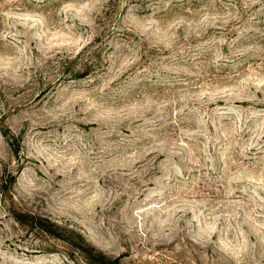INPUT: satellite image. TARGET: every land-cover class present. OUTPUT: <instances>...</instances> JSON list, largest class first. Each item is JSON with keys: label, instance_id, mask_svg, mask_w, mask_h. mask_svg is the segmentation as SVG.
<instances>
[{"label": "rangeland", "instance_id": "1", "mask_svg": "<svg viewBox=\"0 0 264 264\" xmlns=\"http://www.w3.org/2000/svg\"><path fill=\"white\" fill-rule=\"evenodd\" d=\"M98 253L264 264V0H0V264Z\"/></svg>", "mask_w": 264, "mask_h": 264}, {"label": "trees", "instance_id": "2", "mask_svg": "<svg viewBox=\"0 0 264 264\" xmlns=\"http://www.w3.org/2000/svg\"><path fill=\"white\" fill-rule=\"evenodd\" d=\"M80 74H84L83 71L82 73H79V71H77V73H73V76H81ZM37 226L50 234H55L54 223L50 221L46 220L45 222H43L41 220H38ZM98 260L101 264H121L118 257L109 258L102 253H98Z\"/></svg>", "mask_w": 264, "mask_h": 264}]
</instances>
